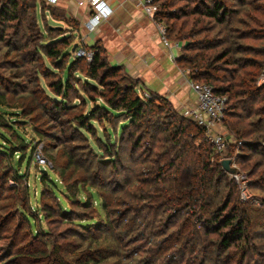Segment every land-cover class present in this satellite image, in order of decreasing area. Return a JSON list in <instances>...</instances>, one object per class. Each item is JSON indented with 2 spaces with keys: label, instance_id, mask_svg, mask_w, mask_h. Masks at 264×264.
<instances>
[{
  "label": "trees",
  "instance_id": "1",
  "mask_svg": "<svg viewBox=\"0 0 264 264\" xmlns=\"http://www.w3.org/2000/svg\"><path fill=\"white\" fill-rule=\"evenodd\" d=\"M167 1L173 4L178 0ZM256 1L260 0H242L241 2L250 6L252 10L261 12L264 20V7L255 5ZM165 5L164 1L162 6L166 7ZM43 9L49 11L54 18L56 17L53 8L47 6ZM229 15L230 10L227 9L224 0H211L210 3L206 0H198L194 5L185 3L174 8L172 13L158 11L154 20L158 22L164 20L166 37L174 35L175 38L185 35L183 29L187 24L193 25V29L188 31L190 36L207 30L205 23L212 22L214 25L211 29L218 27L216 36L223 34L222 37L205 36L202 39L197 38L190 41L182 50L181 55L176 58V63L180 68L189 70L190 79L211 85L218 96L225 97L226 107L223 121L227 131L235 140L233 146L239 142L241 147L264 155V150L259 151L264 147V85L256 84L258 71L262 64L251 55H244L253 53L250 45L237 42L239 38L260 36H252L256 34V29L236 34L238 31L233 29V24H236L238 20L230 18ZM188 17L192 19L177 23L180 18ZM12 20L17 21L16 24L22 34L27 30H36L40 34L46 32L39 26L35 0H0V36L5 29L13 27L10 23ZM261 25L264 26V22ZM59 42L65 43L63 38H57L50 39L48 43L40 42L34 45L35 56L46 57L50 63L64 58L68 59L62 75L47 81L50 91L40 86L37 92H43L45 98L52 103L54 110L60 109L68 112L71 108H75V103L67 101L68 91L76 89V83L69 82L70 71L80 70L77 67L80 58L73 56L70 49L55 46ZM219 47L221 49L217 51ZM240 53L242 55L234 58L233 54ZM253 54L263 56L264 48ZM219 62L222 64L219 65ZM103 67L104 63L100 61L99 50L95 49L86 69L87 76L97 80L100 85H105V75L110 70L116 72L117 67L106 68L101 76L99 70ZM249 67L251 69H248ZM45 68L51 71L49 65ZM218 70H223L225 75L216 76L215 72ZM37 73L39 74L38 70ZM43 74L49 76L50 72L44 70ZM85 82L91 84L88 81ZM110 91L112 92L110 96L103 93L99 95L104 98V103H98L85 113L79 112L72 116L70 114L71 117L67 121L68 128L75 138L87 141V156L91 162L96 165H110L112 168L122 169L124 168L123 162L126 161L123 154L128 149L122 145H116L109 160L97 159L95 155L100 147L95 142L91 144L87 134L109 115L117 116L120 113L125 115L133 132L132 135L136 134L131 143V152L135 154L141 149L139 155L142 159L140 158L139 164L147 163L146 167L139 170L132 180L137 184L132 187V190L126 191H130V201L126 208L135 211L137 217L123 219L121 211L115 210L114 214L118 216L115 218L117 223L114 225L109 217V201L105 192L92 183H86L85 179H77L75 187L64 184L60 189L55 174L60 170L57 173L63 178L64 168L55 163L51 167L40 169L41 174L38 176L41 183L40 205L37 210L42 209L48 214L50 207L63 220H68L72 217L71 205L74 203L81 209L90 210L89 216L83 215L84 217L80 218L81 223L74 220V225L82 227L87 232L91 229L101 231L105 227L111 233V236L107 237L108 242L105 238L100 243L98 239H90L88 247L82 249L71 263L102 264L107 258L118 257L120 264H164L167 257L163 258V254L168 252V259L172 264L179 261L181 264H189L190 261H193L191 264H223L229 259H235L237 264H247L246 259L250 258L252 248H254L252 240L257 236L250 230L253 226L262 225L264 208H255L240 202L238 195H235L233 182L227 178L220 163L215 161L216 156L211 144L205 138L204 128L197 125L190 117L180 115L170 102L160 95L153 94L150 98L141 97L134 84L125 87V85L121 86L113 82ZM35 106L27 102L23 95H20L18 99H13L7 91H0L1 121L5 120L2 115L5 107L16 110L10 112L11 115L25 118L38 108ZM97 112L101 115H97ZM12 120L10 122H13ZM0 128L7 130L5 133L0 131V155L13 158L14 154H19L18 163L15 167L11 165L15 171L11 177L19 181L21 177H25L26 174L23 172H26L27 167L24 171H19L17 166L19 167L20 161L23 162L25 159L29 161L32 152L34 154L33 145L18 132L14 124L2 125L1 123ZM9 130L11 134L8 133ZM123 131L124 129L121 130ZM159 131L164 135L158 137L156 133ZM35 133L40 141L46 138V135L39 131ZM10 136L15 137L14 141L10 139ZM97 139L109 149L111 143L106 144L98 136ZM155 148L156 151H154ZM230 152L231 150L228 154ZM247 156L245 154V158ZM68 157L70 165H74V158L70 157V154ZM162 159H165V163L161 161ZM81 184H86L85 186H89L94 191L89 189L88 197L79 198L76 201L77 196L74 190L77 189V192L82 190ZM224 190L227 192L225 193ZM57 191L64 194L68 200V209L61 206ZM24 193L22 199L14 202V206L27 227L30 238L34 239L33 232H37V229L30 223L29 217L32 215L26 211L27 207L22 202L30 196L28 188L24 189ZM93 194L97 196V199L93 197ZM260 200L261 205L264 206V198ZM47 201H51L54 206L47 204ZM97 202H100L104 213L102 216L98 214L95 206ZM181 211L190 212V214L182 217L183 221L178 225V231L171 232L169 243L161 245V242L167 240L165 238L167 229L177 224ZM96 215L102 219L94 225L93 220ZM114 227L117 234L112 232ZM211 233L216 236L213 240L209 239ZM148 237L150 238L149 243L152 244L155 241V244L148 250L153 256L152 259H149V256L146 258V254L144 258L141 257L138 260L133 258L134 250L122 251V247L136 243L138 240H147ZM92 244L95 246L91 247ZM40 253L43 251L41 250ZM53 254L56 255L54 261L58 264H69L58 256L56 247L53 249ZM185 254H188L186 258ZM99 256H104L102 257L104 260L98 258Z\"/></svg>",
  "mask_w": 264,
  "mask_h": 264
},
{
  "label": "rangeland",
  "instance_id": "2",
  "mask_svg": "<svg viewBox=\"0 0 264 264\" xmlns=\"http://www.w3.org/2000/svg\"><path fill=\"white\" fill-rule=\"evenodd\" d=\"M35 1L39 26L46 32L40 34L36 30H27L22 34L16 24L17 21L12 20L13 22L11 21L10 23H12L11 25H13V27L5 29L2 36H0V39H2L0 41V91H7L8 95L13 99H18L20 95H23L27 102L38 107L30 116L25 118L19 115H11L10 112L16 110L5 107L4 113L2 114L5 120H0V124L2 123V125L14 124L18 132L32 143L34 149V154L32 152L29 161L27 162L28 159H25L23 162L20 161L19 167L17 166L19 171H24L27 167L26 172H23V174H26L25 177H21L22 179L19 181H15L11 177L15 172L11 165L15 167L16 163H18L19 154H14L13 158H11V156L7 157L8 159L0 155V264H58L54 261L56 255L53 254V249L55 247L57 248L58 256L63 258L66 263L72 264L73 258L78 257L80 251L88 247L87 245L90 239H98L100 243L101 240L105 238L106 242H108L107 237L111 236V233L105 227L102 228L101 231L91 229L87 232L84 231L82 227L74 225V220L78 221V223L80 221L82 222L80 218L83 215L89 216L90 212V210L81 209L74 203L71 205L72 217L70 216L71 218L68 220H63V218L58 216L50 207L48 214L42 209L37 210L39 208L38 205H40L39 194L41 188V183L38 180V176L41 174L39 170L51 167L53 164L57 163V165L64 168L63 178L57 173L60 172V170L57 169L58 171L55 174L60 189L64 184H67L69 187H75L77 186V179H85L86 183H92L99 190L105 192L107 200L109 201V217L113 220L115 225L117 223L115 218L118 216L114 214L115 210L121 211L123 219L137 217L135 211L126 208L130 201V191H126L129 189L132 190V187L137 184L136 182H132V180L139 170L141 171L142 168L146 167L147 163L143 165L139 164V161H141L140 158L142 159V156L139 155L141 149L135 152V154L131 152V143L136 134L132 135L133 132L123 113L119 112L120 114L117 116L109 115L108 118L104 121H100L96 128L92 129L90 133L87 134L88 141L91 144L95 142V144L97 143L100 147L95 155L97 159L109 160L116 145H122V147L128 149L124 151L123 154L126 161L123 162L124 168L122 169H115L110 165H96L91 162L87 156V141L79 140L73 136L71 130L68 128V119L75 113H85L91 108H94L98 103H104V98L99 95L103 93L110 96L112 93L110 91L111 83L113 82L121 86L125 85V87L134 84L138 94L143 98H150L153 94L160 95L170 102L180 115L186 116L184 111L187 110L188 106L195 104L194 101L196 97L189 85V81L193 79H190L188 75L189 70H184L178 66L176 58L181 55L182 50L190 41L196 40L197 38L202 39L205 36L211 38L222 37L223 34L216 36L218 27L211 29L214 24L209 22L205 23L207 30L190 36L188 31L193 29V25L187 24L183 29L185 35L179 38H175L174 35L166 37L165 40L168 45H165L160 38L159 28L157 26V23L164 26V20L158 22L154 20V17L151 19L143 13L139 6L133 3L118 2L117 0L112 1L110 6L114 11L113 14L109 18L98 23L93 30H89L86 27V21L89 18L88 10L85 8L86 6L84 4L79 5L78 0H56L51 4L48 3V0ZM154 1L158 11L164 13L168 11L172 13L174 8L180 7L185 3L194 5L198 0H178L173 4L167 0ZM164 1L166 7L162 6ZM206 1L210 3L211 0ZM224 1L227 9L230 10V18L232 17L238 20V22H236L237 25L233 24V29H237L238 31L236 34H240L241 32L245 33L246 30L249 29H256V34H252V36H260L257 38H252L251 36H249L250 38H239L240 40H237V42L250 45L253 49V53L264 48V26L261 25L264 20L261 17V12L252 10L250 6L248 7L243 4L241 2L242 0ZM71 2L77 6H71ZM255 3V5L258 4L264 7V0L256 1ZM47 6L54 9L56 13L55 18L49 11L43 9ZM187 19L191 20L192 17L180 18L177 23L180 24ZM239 21H241V23H239ZM170 23H172V21H170ZM50 27L53 29H49ZM198 27L199 26H197V28ZM148 35L151 36L150 39L154 38L161 41L166 49L164 52H166L167 55L169 52V56L164 57L163 60L160 61L159 66H157L156 64L152 65L154 61L150 59L151 57L149 56L151 55L148 54L149 56L146 61L152 69L149 74V79L151 80L147 81L146 89L143 83V76L139 73L140 64H138L139 61L143 62L146 59V55L138 50V40L147 39ZM57 38H63L65 43L59 42L55 46L70 49V53L73 56H75L74 51L79 47L84 48L85 51L84 56L78 57L80 59L77 67L80 70L70 71L69 82L76 83V89L68 91L67 101L75 103V108H71L68 112L60 109L57 111L54 110L52 108V103L45 98L43 92H37L38 89L40 90V86H44L47 91H50L47 87V81L62 75L68 59L64 58L55 63L52 60L51 62L53 63H50L46 57L42 58L40 56H35L34 45L40 42L48 43L50 39ZM52 45L53 44H51V46ZM74 45H76V47L74 51H72ZM95 49L99 50L100 61L104 63V67L99 70V75L102 76V71H105L108 67H117L116 72L110 70L107 75L104 74L105 85H100L97 80L91 79L86 73L88 63L91 61ZM219 49L221 48H217V51ZM253 53L244 55H251L252 58H255L262 64L258 71L256 84L259 86L264 85V55ZM233 55L234 58H237L242 54ZM220 64H222V62H219V65ZM46 65L50 66L51 71L45 68ZM248 69L251 68L249 67ZM44 70L50 72V75L44 76ZM215 75L223 76L225 74L223 70H218L215 72ZM150 90L157 92L165 90V92L159 94ZM223 98L225 97L223 96ZM184 105L186 107H184ZM225 107L224 104V108ZM96 114L99 116L101 115L99 112ZM11 120L13 122H10ZM124 123H126L125 126ZM122 124V129H124L123 132H121ZM219 130L225 137L231 138L232 142L235 143L233 136L227 131L224 121ZM0 131L5 133L7 130L0 128ZM35 131H39L46 135V138L40 141ZM8 133L11 134V131ZM156 134L158 137L164 135L160 131ZM97 136L103 142L105 141L106 144L111 143V145L108 144L109 149L100 143ZM14 138V136H10V139L13 141ZM208 143L210 144L209 141ZM229 147L231 146L227 148L225 155L228 157L225 159L231 161L230 167L234 168L233 172L238 171L241 175H245L250 192L258 199L264 198L263 153L258 154L257 152L241 147L239 142L237 145L231 148ZM156 150L155 148L154 151ZM230 150L231 152L228 154ZM262 150H264V147L259 151ZM69 154L70 157L74 158V165H70ZM245 154L246 156L248 155L247 158H245ZM221 157L222 156H216L215 158V161L220 163V165L223 160ZM161 161L164 162L165 159ZM229 173L232 172H226L227 178L233 182L235 195H238L239 198L237 183L230 179ZM52 177L51 175V178ZM85 185L81 184L80 188H82V190L78 192L77 189L74 190L77 196L76 201L79 200V198L83 199L89 196L88 190L91 188ZM27 188L30 196L22 202L27 207L26 211L33 216L29 218L32 226H36L37 229V232H33L34 239L30 238L28 229L14 206V202L24 197V189ZM91 190L94 191L93 189ZM224 192L226 193L227 190H224ZM57 193L60 196L61 206L67 207L66 209H68V200L65 198L64 194H61L59 191H57ZM93 197L97 199L95 194H93ZM46 203L50 204L52 207L54 206L51 201H47ZM95 206L98 214L102 216L104 213L102 212L100 202H97ZM251 206L255 208H264L262 205ZM189 214L190 212H180L177 224L167 229L165 234L167 240L161 242V245H164L166 242V245L169 243L171 232L178 231V225L183 221L182 217ZM101 219V217L96 215L93 224L96 225L97 222H101ZM261 221H263L261 222L263 226H253L250 230L251 233L257 236L252 240L254 248H252L250 258L246 259L247 264H264V220L261 219ZM112 232L117 234L115 227L112 229ZM214 237H216L215 234L211 233L209 235V239L213 240ZM149 239L148 237L147 240H138L136 243L124 246L122 247V251H125V249L134 250L133 258H137L138 260H140L141 257L144 258L146 254V258L149 256V259H152L153 256L148 250L155 244V241L151 244L149 243ZM94 246V244L91 245V247ZM41 250L43 253H40ZM168 256V252L163 254V258L167 257L164 264H172ZM187 256L188 254H185L184 257L186 258ZM102 257L104 256H99L98 258ZM102 260L104 259L102 258ZM191 263H193V261L189 262V264ZM102 264H120V260L118 257H111L103 261ZM176 264H181V262L179 261ZM223 264L237 263L235 259H229Z\"/></svg>",
  "mask_w": 264,
  "mask_h": 264
},
{
  "label": "built area",
  "instance_id": "3",
  "mask_svg": "<svg viewBox=\"0 0 264 264\" xmlns=\"http://www.w3.org/2000/svg\"><path fill=\"white\" fill-rule=\"evenodd\" d=\"M56 0H48V3H54ZM115 0H78L79 5H85L88 9L89 18L86 21V27L93 30L102 20L109 18L113 14L110 2ZM130 2L139 6L143 13L151 19L158 12L154 0H117ZM159 28L160 38L165 45H168L165 35V28L162 24L157 23ZM76 57L85 55L84 48L79 47L74 51ZM190 88L195 94V104L188 106L185 110L187 117H190L195 123L204 128V135L207 141L210 142L213 148V153L216 156H222V159L227 158L225 155L228 146L234 144L231 138L225 137L220 132L223 122L224 113V98L218 96L211 85L200 81H189ZM230 179L237 183L239 191V200L242 203L250 205H261V200L256 198L250 190L246 182L245 175H241L238 171L228 174Z\"/></svg>",
  "mask_w": 264,
  "mask_h": 264
},
{
  "label": "crops",
  "instance_id": "4",
  "mask_svg": "<svg viewBox=\"0 0 264 264\" xmlns=\"http://www.w3.org/2000/svg\"><path fill=\"white\" fill-rule=\"evenodd\" d=\"M84 1H87V0H84ZM119 2V1H118ZM112 3V1L110 2ZM131 4V3H130ZM71 6H77L76 4H74L73 2H71L70 4ZM71 8V7H70ZM87 9V7H85ZM71 10V9H70ZM88 10V9H87ZM113 10V9H112ZM87 12V11H86ZM114 12V11H113ZM60 28V27H59ZM147 36V35H146ZM150 35H148V38L147 39H139L138 40V45H139V51L142 52V54H145L146 55V59L142 62V61H139L138 64H140V70H139V73L141 76H143V83L145 85V88L147 89L146 87V83L148 80H151L149 79V74L151 73V67L149 66V63L146 61L148 59V56L151 57L150 59L153 60L152 62V65H157L159 66L160 64V61L163 60L164 57H168L169 56V52H168V55L166 54V52H164L166 49L165 47L163 46V44L161 43V41H158L157 39H150ZM169 51V50H168ZM149 54V55H148ZM153 58V59H152ZM143 71V72H142ZM161 71V70H160ZM157 75V74H156ZM155 75V76H156ZM149 90V89H148ZM166 90V89H165ZM165 90H161L159 92L157 91H154V90H150V91H153V92H156V93H159V94H163V92H165ZM183 105V104H181ZM184 107H186L184 105Z\"/></svg>",
  "mask_w": 264,
  "mask_h": 264
},
{
  "label": "water",
  "instance_id": "5",
  "mask_svg": "<svg viewBox=\"0 0 264 264\" xmlns=\"http://www.w3.org/2000/svg\"><path fill=\"white\" fill-rule=\"evenodd\" d=\"M75 47H76V45H74L72 47V51H74ZM230 163H231V161L229 159H223L221 161V166L226 172H233L234 171V168L230 167Z\"/></svg>",
  "mask_w": 264,
  "mask_h": 264
}]
</instances>
